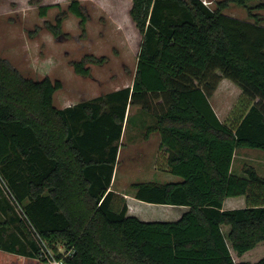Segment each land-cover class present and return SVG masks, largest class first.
<instances>
[{
	"label": "trees",
	"instance_id": "16d2710c",
	"mask_svg": "<svg viewBox=\"0 0 264 264\" xmlns=\"http://www.w3.org/2000/svg\"><path fill=\"white\" fill-rule=\"evenodd\" d=\"M67 1L55 24H45L57 38L69 13L86 34L84 6ZM254 1L264 10V0H223L216 9L203 0H133L142 43L132 87L64 109L55 105L61 81L25 78L0 58V173L41 237L74 252L68 264H264V177L252 166L232 173L238 149L264 152V19L252 13ZM231 4L248 8L253 21L226 15ZM50 9L41 7V17ZM107 62L90 54L72 64L90 77L91 66ZM215 70L242 89L230 124L212 106L215 87L188 77ZM160 95L162 110L150 102ZM130 106L154 120L144 138L160 135L156 168L181 178L131 188L140 201L188 207L178 221L129 216L126 200L109 190ZM235 197L246 207L224 209ZM6 204L29 248L0 243V264H48Z\"/></svg>",
	"mask_w": 264,
	"mask_h": 264
},
{
	"label": "rangeland",
	"instance_id": "374dc122",
	"mask_svg": "<svg viewBox=\"0 0 264 264\" xmlns=\"http://www.w3.org/2000/svg\"><path fill=\"white\" fill-rule=\"evenodd\" d=\"M88 15L86 34L80 28V20L69 13L62 27V36L55 37L45 26L46 22L55 24L61 11L68 10L67 0H0V58L9 61L25 77L41 80L49 77L59 80L63 88L55 94V105L64 109L83 101L105 96L113 91L129 87L136 74L138 54L142 36L131 19L133 0H80ZM206 5L216 9L223 0H203ZM257 1L249 2L252 13L264 19V10H256ZM51 6L46 17H41L40 8ZM224 13L245 21H253L248 8L231 4ZM264 25V23H263ZM85 35V36H83ZM107 57L103 66H91V76L83 77L74 72L73 62L85 55ZM189 80L198 86L208 81L215 91L211 96L212 106L221 122L230 124L233 112L239 104L242 89L234 81L223 77L218 71H211ZM154 100V101H153ZM165 96L151 97L150 102L159 110L164 109ZM262 104L264 102H261ZM264 112V104L261 105ZM133 119L142 117L139 106L130 107ZM151 123L154 122L151 116ZM125 133L123 149H157L153 140L147 142L138 131L131 127ZM134 131V133H133ZM246 153H241V151ZM140 159V157H138ZM254 167L264 177V152L253 149H238L235 153L232 173L243 175L246 167ZM139 181L147 178L154 181L176 179L169 173L161 172L152 177L137 173ZM6 197L0 191V243L6 248H29L28 240L21 234L16 215L6 204ZM246 207L245 198H229L226 210ZM175 208V207H172ZM170 211V221L177 220L180 210Z\"/></svg>",
	"mask_w": 264,
	"mask_h": 264
},
{
	"label": "crops",
	"instance_id": "0c3cea01",
	"mask_svg": "<svg viewBox=\"0 0 264 264\" xmlns=\"http://www.w3.org/2000/svg\"><path fill=\"white\" fill-rule=\"evenodd\" d=\"M132 85L129 87H132ZM118 90H121V89H118ZM130 107L128 108V111H127L126 121L123 127V134H122V138L120 142L118 160H117V164L115 167L112 184L109 190L126 200V203L128 206L127 214L129 216H135L144 222L178 221L181 219V217L186 212L189 211L188 207L172 208L174 206H166V205L151 204V203L143 202V201L136 199L135 197L136 191L131 188V185L134 183L156 182L154 180H150L151 178H147L144 181H139L138 177L135 176L136 172L146 174V177H149V176L152 177L151 175L154 176L155 174H161V172L163 171H159L156 168V160H157L160 143H161L160 135L152 134L149 136L147 140L144 138L147 128L154 125V122L151 123L149 121L150 119L149 117L145 118L147 114H145L144 112L140 119H137V120L133 119L129 114ZM130 122H132L131 127L138 131L137 134L139 135V137L142 135L144 140L147 142H150L151 140H153L152 143L154 142L157 143V149H123L124 145L126 144L124 143L125 133H126V130ZM241 153H246V151L243 150L241 151ZM138 157H140V159H138ZM174 177H176V179H169V180L157 181V182L158 183H172V182L181 181V178L177 176H174ZM237 198H241V197H237ZM227 201L228 199L225 201L224 209H226L225 206H226ZM173 209L180 210L181 212L179 213L177 220L170 221L169 220L171 219V215L169 214L170 211H167V210H173ZM229 210H232V209H229Z\"/></svg>",
	"mask_w": 264,
	"mask_h": 264
},
{
	"label": "built area",
	"instance_id": "2783aa9c",
	"mask_svg": "<svg viewBox=\"0 0 264 264\" xmlns=\"http://www.w3.org/2000/svg\"><path fill=\"white\" fill-rule=\"evenodd\" d=\"M0 190L2 191L8 202L11 204V206L14 208L16 213L19 215L21 220L25 222L34 241L40 248L41 256L48 262V264H68L65 259L73 255L74 252L66 251V249L61 245L56 246V250H54L53 247H51L49 243L41 237V235L27 218L23 205L17 201L7 181L4 179L1 173Z\"/></svg>",
	"mask_w": 264,
	"mask_h": 264
}]
</instances>
